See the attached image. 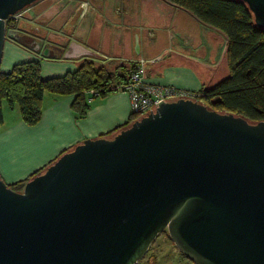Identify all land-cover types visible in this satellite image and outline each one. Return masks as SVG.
Returning <instances> with one entry per match:
<instances>
[{
	"label": "water",
	"instance_id": "95a60500",
	"mask_svg": "<svg viewBox=\"0 0 264 264\" xmlns=\"http://www.w3.org/2000/svg\"><path fill=\"white\" fill-rule=\"evenodd\" d=\"M38 1L0 0V65L6 21ZM238 1L264 30V0ZM158 105L21 192L0 176V264H137L163 232L193 264H264V121Z\"/></svg>",
	"mask_w": 264,
	"mask_h": 264
},
{
	"label": "crops",
	"instance_id": "0c3cea01",
	"mask_svg": "<svg viewBox=\"0 0 264 264\" xmlns=\"http://www.w3.org/2000/svg\"><path fill=\"white\" fill-rule=\"evenodd\" d=\"M34 8H41L35 27L18 26V33L33 37L36 49L7 37L1 73L34 61L46 80L73 73L82 59L112 68L144 60L149 81L198 92L216 83L214 70L223 60L227 70L223 34L163 0H41ZM83 95L88 109L80 117L72 109L74 95L46 93L34 127L18 117L7 122L9 108L2 103L0 176L5 183L25 180L83 140L109 135L128 123L129 99L120 89L106 96Z\"/></svg>",
	"mask_w": 264,
	"mask_h": 264
},
{
	"label": "trees",
	"instance_id": "16d2710c",
	"mask_svg": "<svg viewBox=\"0 0 264 264\" xmlns=\"http://www.w3.org/2000/svg\"><path fill=\"white\" fill-rule=\"evenodd\" d=\"M163 1L188 12L201 24L221 32L226 39L225 61L228 75L211 86L206 85V90L198 91L195 101L208 110L240 116L250 123L264 121V30L255 26L248 7L238 0ZM16 27L14 24V28ZM20 36L27 40L23 42L19 39V44L30 48L32 39L29 35ZM136 64L137 61L131 67L118 66L117 70H121V74L108 70V65L82 59L73 73L46 80L41 79L37 62L16 64L10 72H0V126L3 123V102L10 109L14 106L18 108L21 121L27 127L36 126L41 120L43 97L46 93L74 95L72 109L82 117L88 109L84 102V92L106 96L113 89H119L127 82L129 72ZM137 119L138 117L131 116L124 127ZM124 127L103 137H110ZM43 170L44 168L36 171L25 180L9 184V188L20 192L29 179Z\"/></svg>",
	"mask_w": 264,
	"mask_h": 264
},
{
	"label": "built area",
	"instance_id": "2783aa9c",
	"mask_svg": "<svg viewBox=\"0 0 264 264\" xmlns=\"http://www.w3.org/2000/svg\"><path fill=\"white\" fill-rule=\"evenodd\" d=\"M35 45V42L32 43L30 48ZM144 66V60L137 61L135 67L129 72L127 82L119 88L129 99V111L131 116H136L138 118L144 117L150 113V111L156 110L160 102L164 103L181 98L196 99L198 92H191L149 81L145 77ZM97 96V93H93L91 97Z\"/></svg>",
	"mask_w": 264,
	"mask_h": 264
},
{
	"label": "rangeland",
	"instance_id": "374dc122",
	"mask_svg": "<svg viewBox=\"0 0 264 264\" xmlns=\"http://www.w3.org/2000/svg\"><path fill=\"white\" fill-rule=\"evenodd\" d=\"M34 5L35 4H33V6ZM81 6L83 7V5H81ZM40 9L41 8H38L32 12H27L25 14V16L28 18H33L34 14L39 13ZM44 19H46V18L44 17ZM44 24H45L44 27L47 28L48 27L47 25H49V22L47 20H45ZM25 25H29L28 27H31V28L33 26L32 24H30L28 22ZM18 26H20V24H18ZM51 34L54 35L55 33L51 32ZM28 37L30 39H32V43L35 42L33 37H30V36H28ZM24 42H26V40H24ZM32 48L36 49V46H33ZM32 48H31V50H33ZM124 65H127V64H124ZM106 68L108 70H110L111 72H116V73L118 72L117 66H113V68H112V65H108V66H106ZM215 71H218L216 74V78L214 79V80H216V83L223 80L224 78H226V76L228 75V71L225 68L224 60L222 61V64L221 63L218 64V66H217V68H215L214 72ZM3 106H6V103H4ZM7 111H8L7 114H5V118H6L7 122L8 121L13 122L17 119V117H18V119H17L18 121L21 120L19 110L16 106H14L12 109L9 108ZM6 115H7V117H6ZM56 159H54V160H56ZM54 160H52L50 163H48V165L51 164ZM43 168L45 169L46 166L42 167L41 169H43ZM137 264H193V263L174 246V244L169 239L168 234L166 232H163L155 238L153 243L150 245L146 255Z\"/></svg>",
	"mask_w": 264,
	"mask_h": 264
},
{
	"label": "flooded vegetation",
	"instance_id": "af4514ba",
	"mask_svg": "<svg viewBox=\"0 0 264 264\" xmlns=\"http://www.w3.org/2000/svg\"><path fill=\"white\" fill-rule=\"evenodd\" d=\"M35 6V5H34ZM34 6H31V7H28L26 8L25 10L15 14L13 17H10L6 23H5V26H6V36L8 37V33L9 32H13L15 31L17 33V35H14L16 37V39L19 41V39H21V41L24 42V40H27L26 38H24L23 36H20V34H18V24H20L19 28L23 29L24 27L26 26H29V25H25L27 22L32 24L33 26L32 27H35V14H34V17L33 18H28L25 16V14L27 12H32L35 10ZM19 21V22H18ZM10 23V24H9ZM14 24L17 25L16 28H14ZM8 27H11L10 29H8ZM35 29V28H34ZM24 35V34H23ZM8 39V38H7ZM10 39V38H9ZM34 43V42H33Z\"/></svg>",
	"mask_w": 264,
	"mask_h": 264
}]
</instances>
